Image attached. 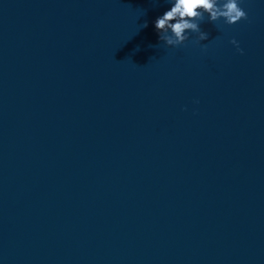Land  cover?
Segmentation results:
<instances>
[{
	"label": "water",
	"instance_id": "obj_1",
	"mask_svg": "<svg viewBox=\"0 0 264 264\" xmlns=\"http://www.w3.org/2000/svg\"><path fill=\"white\" fill-rule=\"evenodd\" d=\"M170 2L0 0V264H264V0Z\"/></svg>",
	"mask_w": 264,
	"mask_h": 264
},
{
	"label": "clouds",
	"instance_id": "obj_2",
	"mask_svg": "<svg viewBox=\"0 0 264 264\" xmlns=\"http://www.w3.org/2000/svg\"><path fill=\"white\" fill-rule=\"evenodd\" d=\"M207 14V20H222L225 25H232L247 20L248 13L241 7V0H171L170 7L154 21L159 40L167 46L178 47L190 39L195 33V43L208 40V33L200 28ZM145 27L147 24L145 23ZM230 43L243 54L239 41L232 37ZM202 47H207L203 44ZM198 103L199 101H195Z\"/></svg>",
	"mask_w": 264,
	"mask_h": 264
}]
</instances>
